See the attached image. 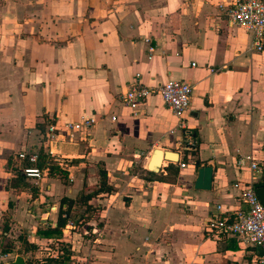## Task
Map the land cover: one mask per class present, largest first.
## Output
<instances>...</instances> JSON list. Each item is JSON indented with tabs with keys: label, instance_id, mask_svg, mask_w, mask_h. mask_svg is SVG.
Wrapping results in <instances>:
<instances>
[{
	"label": "crops",
	"instance_id": "crops-1",
	"mask_svg": "<svg viewBox=\"0 0 264 264\" xmlns=\"http://www.w3.org/2000/svg\"><path fill=\"white\" fill-rule=\"evenodd\" d=\"M235 1L0 0V264L19 255L33 264H251L249 248L205 225L218 205L246 211L245 187L264 177V51L227 22ZM138 74L150 86H192L185 130L158 95L137 115L124 104ZM85 118L92 128L68 127ZM34 148L67 178L44 170L19 181L27 160L18 154ZM155 149L178 162L148 169ZM247 155L261 167L256 179L238 163ZM197 161L213 167L210 190L195 188ZM102 172L112 190L89 202L98 209L91 230L77 225V205L61 235H46L62 199L98 188ZM20 238L35 247L20 251Z\"/></svg>",
	"mask_w": 264,
	"mask_h": 264
},
{
	"label": "built area",
	"instance_id": "built-area-1",
	"mask_svg": "<svg viewBox=\"0 0 264 264\" xmlns=\"http://www.w3.org/2000/svg\"><path fill=\"white\" fill-rule=\"evenodd\" d=\"M227 22L232 26L244 28L252 33L250 50L254 52L264 51V0H236L224 9ZM192 86L189 83L168 80L159 86H150L141 81L140 74L131 84L130 89L122 99L127 107L137 115V109L151 96L158 95L165 106L178 118V128L185 130L187 124L184 115L190 106ZM95 124V118H85L81 122L68 124L74 130L90 129ZM55 126L48 128L49 137H53ZM38 148L23 150L18 156L21 160L30 162L29 166L21 169L23 176L28 180H40L44 176V170L37 166ZM240 166H247L253 174V179L261 171L259 163L251 156H243L238 161ZM185 163L180 167L184 168ZM253 182L245 187L242 200L247 205L246 211H236L232 216L223 212L218 205L209 219L206 221V231L211 236L226 234L237 238L245 247L249 248L253 255L251 264H264V206L257 194ZM69 222L67 228H73Z\"/></svg>",
	"mask_w": 264,
	"mask_h": 264
},
{
	"label": "trees",
	"instance_id": "trees-1",
	"mask_svg": "<svg viewBox=\"0 0 264 264\" xmlns=\"http://www.w3.org/2000/svg\"><path fill=\"white\" fill-rule=\"evenodd\" d=\"M193 138H195V137L193 136ZM29 165H30L29 161H25L23 163V166H29ZM37 166L39 168H41L42 170L47 171V173L49 175H59V177L62 179L67 178V172L62 170L61 165L54 158H52L51 156L46 154L42 149H40L38 152ZM196 166L200 167L201 163L197 161ZM17 176H18L19 181H23L25 179V177L23 176V174L21 172V169L18 172ZM24 184L25 183H23V185ZM254 185L256 188L260 187V186H264V177L260 181L256 182ZM110 190H112V188L107 183V175L105 172H102V182L98 188H96L95 190L91 191L88 194L83 192L76 199L63 198L61 201L58 224L54 228H52V227L48 228V230L45 232V234L46 235H51V234L61 235L62 234V228L67 224V221L69 219L68 215L73 212V208L77 205L85 207V211L83 214H81L78 217V220L76 219L75 221L78 225L81 219H85V221L81 225H84L86 230L90 231L91 226L88 224L90 219L87 217H91V215L93 217L94 214L96 212H98V209L92 207L89 204V202L91 201V199L99 196L101 193L108 192ZM64 205L66 206L65 208H64ZM87 215H89V216H87ZM75 218H77V217H75ZM86 218H87V220H86ZM8 230H9V227L5 226L4 231H8ZM20 239H21L20 241L23 244L20 251H22L23 249L29 248L30 245L28 244V242L23 238H20ZM34 247L35 246H30V248H34ZM11 251H13L11 246L4 250V252H6V253H11ZM57 263H58V261L50 259V260H48V262L46 264H57ZM27 264H33V263H32V261H30V259H28Z\"/></svg>",
	"mask_w": 264,
	"mask_h": 264
},
{
	"label": "water",
	"instance_id": "water-1",
	"mask_svg": "<svg viewBox=\"0 0 264 264\" xmlns=\"http://www.w3.org/2000/svg\"><path fill=\"white\" fill-rule=\"evenodd\" d=\"M163 160L178 162V154L172 151L155 149L149 162L148 169L152 171L158 170ZM213 171L212 166L200 167L198 176L195 180V188L199 190H210L213 181ZM256 191L264 206V186L257 187ZM1 264H27V262L24 257L19 255L15 260Z\"/></svg>",
	"mask_w": 264,
	"mask_h": 264
},
{
	"label": "rangeland",
	"instance_id": "rangeland-1",
	"mask_svg": "<svg viewBox=\"0 0 264 264\" xmlns=\"http://www.w3.org/2000/svg\"><path fill=\"white\" fill-rule=\"evenodd\" d=\"M0 223H1V227H0V228H1V230H2V229H3V226L7 223V221H3V220H1ZM16 236H17V235L12 234V235H10V236H5V237H3V238H2V245H1V246H3V247L6 246V247H8V246H10L12 243L14 244V241L17 240ZM54 244H55V241H52V242H51V241H50V242L47 241V243H42L41 246H42V247L51 248V247L54 246ZM22 245H23V244L21 243V245H20L21 247H20V248H22ZM3 247H2V248H3ZM45 257H46V256H44V257H42V258L45 259Z\"/></svg>",
	"mask_w": 264,
	"mask_h": 264
}]
</instances>
